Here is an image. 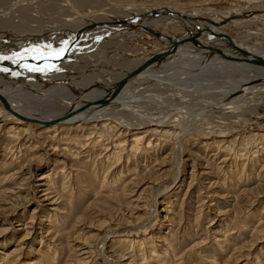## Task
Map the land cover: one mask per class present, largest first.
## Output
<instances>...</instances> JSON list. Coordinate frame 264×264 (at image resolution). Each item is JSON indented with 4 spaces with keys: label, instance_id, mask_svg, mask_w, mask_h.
Listing matches in <instances>:
<instances>
[{
    "label": "rangeland",
    "instance_id": "rangeland-1",
    "mask_svg": "<svg viewBox=\"0 0 264 264\" xmlns=\"http://www.w3.org/2000/svg\"><path fill=\"white\" fill-rule=\"evenodd\" d=\"M159 8L199 10L217 23L207 25L214 33L264 48V0H0V56L28 50L19 61L27 63L39 55L32 49L58 52L89 29L67 50L69 60L30 66L52 69L35 71L42 77L70 73L108 82L144 65L147 54L166 44L164 36L196 32L163 17L122 33L96 28ZM218 47L225 49L222 41ZM11 66L0 70V84L35 74ZM204 66L186 60L157 90L143 89L132 106L114 107L112 119L78 131L1 122L0 264H149L150 245L160 264H264V87L242 93L253 97L250 103L231 104L237 94L225 73L250 77ZM33 78L17 80L25 97L50 86ZM31 96L68 111L57 94L38 102ZM152 120L171 135L153 134ZM136 135L145 138L134 152ZM136 239L145 243L130 248L128 240Z\"/></svg>",
    "mask_w": 264,
    "mask_h": 264
},
{
    "label": "bare ground",
    "instance_id": "bare-ground-1",
    "mask_svg": "<svg viewBox=\"0 0 264 264\" xmlns=\"http://www.w3.org/2000/svg\"><path fill=\"white\" fill-rule=\"evenodd\" d=\"M32 2V1H31ZM26 4V3H25ZM132 9V8H131ZM134 10V9H133ZM136 10V9H135ZM151 12V14H150ZM150 12L145 13V15L142 16H138V17H133L132 19L128 20V21H124L122 23H117L116 25H113L111 23H101V25L97 26L96 28H105L106 31L110 32V30H114L116 31V33H122V31H129L131 30V26H140L143 22H145V20H149V19H154V18H159L163 17L166 19H170L172 21H178L180 22L184 27L186 26H191L192 28H200L199 32V36L202 37H207L208 39H218V41H220L218 44L221 45V41L224 44V50L226 52L230 51L231 53H233V56H229L227 57H223L222 55L219 54H213L211 55V58L209 59L210 64L214 65L215 67H217L216 69L218 70L219 67H223L224 70H230V71H235L239 72L240 74H243L244 76H249L250 78L248 79H236V77H232L233 75L225 73L227 75V77L229 76L231 79V83L234 91H238V89L243 88L245 91L244 93H249L251 92L250 90L254 89H258V88H262L264 87V83H252L249 84L252 81L258 80V78L264 79V67L261 66L259 63L254 62L249 56H247L245 53H237L234 49L233 46L231 44L230 40H227L226 38L215 34L209 27L210 25L212 26H216V24L212 23L211 20H207V19H202L201 16L202 15L199 10H194L192 12H190L189 14L185 11L179 10V9H172V8H159V9H154ZM189 12V11H188ZM234 14V13H233ZM4 15V14H3ZM231 15V14H230ZM5 16V15H4ZM212 16V15H211ZM229 17V16H228ZM254 17V16H253ZM256 17V16H255ZM254 17V19H255ZM235 18V17H234ZM244 18V17H243ZM5 19V18H4ZM164 19V20H166ZM236 19V18H235ZM232 20V19H231ZM240 20V19H239ZM239 20H237L239 22ZM155 21V20H154ZM230 21V18H229ZM220 21H218L219 23ZM231 22V21H230ZM235 22V21H234ZM243 23V22H242ZM209 24V25H208ZM209 27H208V26ZM219 25V24H218ZM224 25V24H223ZM222 25V26H223ZM221 26V27H222ZM217 28V27H216ZM208 29V30H207ZM205 30V32H204ZM214 30V29H213ZM218 31V30H217ZM204 32V33H202ZM216 32V31H215ZM89 29H87V31H81L79 33H76L72 40L70 41V43H68L63 49L64 52L60 55L59 58H54V59H40L37 61L33 60L31 61V59L27 62V63H21V62H16V61H12V60H0V62H2L0 64V66L3 64V66L7 67L10 65H13L11 67H26L28 68L30 65L32 64H42L44 63V61L47 63H50L53 66H57L59 63L63 62L64 60H69V53L67 52V50L69 48H71L73 46V44L75 43V40H78L80 38V36H85L87 34H89ZM150 33V32H149ZM189 33H192L191 31H189ZM107 34V33H106ZM151 34V33H150ZM156 35V34H154ZM250 37V36H249ZM166 41V44H168L170 41L167 39H164ZM239 40V39H238ZM237 40V41H238ZM73 41V43H72ZM236 41V42H237ZM215 41H213L214 43ZM235 42V43H236ZM217 43V42H216ZM211 44V43H210ZM215 44V43H214ZM246 44V43H245ZM243 44H237L239 46H245L247 48H249L250 50H252L253 52L259 53L262 56H264V48H260V47H256V46H250V45H245ZM192 44L191 43H184L181 44L177 47H175L174 49L170 50L169 53H167L166 55H164L163 57H161L159 60L155 61L154 66H152V69L150 68L149 70H145L144 72H141L139 75L132 77L133 79L129 82V84H127V88H132L133 90L135 89H139L143 83V81L146 79V77L150 76V75H155V74H160V76H157L156 80H154V82H151V84H149L148 88H145V90H150V87H154L156 85V83H160L161 81L165 80L166 78L164 77H168V73L170 74L169 71H175L176 68H181V66L183 65V62H185L186 60L190 61L196 58V60H200L203 61L204 63H207L206 61H204V57H206V53L208 52L206 49L203 48H198V47H190ZM218 45V46H219ZM58 47V46H57ZM190 47V48H188ZM54 49H56L55 47H53ZM46 49V48H45ZM43 49V50H45ZM49 50V48H48ZM50 52V51H48ZM59 52V51H58ZM46 54V53H45ZM248 59V61L244 60V59ZM147 60V59H146ZM56 61V62H54ZM195 62V61H194ZM198 62V61H197ZM209 63V62H208ZM185 64V63H184ZM181 65V66H180ZM199 65V64H198ZM209 65V64H208ZM0 67L2 70L4 67ZM35 66V65H34ZM143 66V65H142ZM31 67V66H30ZM197 67V65H196ZM17 68V69H18ZM19 68V69H20ZM25 68V69H26ZM141 68V65H137L136 68L133 69V67L131 68H127L128 70H138ZM194 68V67H193ZM10 71L12 70V68H9ZM24 69V70H25ZM186 68H184L185 70ZM205 69V68H204ZM212 69V68H211ZM215 69V70H216ZM221 69V68H220ZM6 70V68H5ZM3 69L2 72L5 71ZM15 70V68L13 69ZM181 70V69H180ZM191 70V69H190ZM190 70H185L186 72H189ZM247 70H252L253 74H247L246 71ZM9 71V72H10ZM19 71V70H18ZM17 71V72H18ZM125 71V70H124ZM194 71V70H193ZM203 71V70H202ZM213 71V70H212ZM0 72V73H2ZM24 72V71H23ZM47 72V71H46ZM57 72V71H56ZM184 72V71H183ZM184 72V73H186ZM206 72V71H205ZM223 72V69H222ZM12 73V72H11ZM25 73V72H24ZM35 74L33 75H27V76H21L18 77L17 79H15V81H13L14 83L9 84L8 82H6V79L4 80V83L0 84V92L6 94L8 97H11L12 102H9L7 100H5L4 98L0 97V123L1 122H13V123H17L19 126L20 125H31L30 122L28 120H26V118H24L22 116L21 111L23 112H27L31 115H33L34 117H36L37 119L41 120V121H49L51 119H53L56 116L61 115L64 112H67L66 110L63 112L55 108H46L43 107L42 105H40L39 103H34L32 102V100L30 98H28V96H31L30 94L27 95V97H25L26 93H22L21 89L19 88L18 82L17 80H21L22 78L26 77V79H30L31 77H35V79H40V78H44V84H48L50 86L47 87V90H45L46 93H39L40 95H38L37 97H33V95L31 96L33 99H35L37 102L38 100L40 101V99L43 98V96H49L53 94H57L59 96H61V100L63 105L66 106L67 110L69 111L68 107H72L73 104L77 103V99L78 101L83 102V100H88L89 98L97 95L98 92H100V90H96V89H91V90H85V88L90 87L91 85L97 84V83H106V84H112L115 83L116 81L119 80V78L122 76V74L120 73L119 76L117 75V77L112 78L110 81L105 82L102 81L100 79H94V78H86V77H76V76H72L70 73L66 74H58V75H53V77H49L46 76L48 74H46L44 77H42V73L41 75H38V73L34 72ZM123 73V72H122ZM145 73V74H144ZM163 73V74H162ZM190 73V72H189ZM197 73V72H196ZM195 73V74H196ZM230 73V72H229ZM10 74V73H9ZM125 74V73H124ZM207 74V73H206ZM11 75V74H10ZM89 75V74H88ZM221 75V74H220ZM225 75V76H226ZM242 75V76H243ZM15 76V75H14ZM19 76V75H18ZM84 76V75H83ZM86 76V75H85ZM241 76V77H242ZM243 76V77H244ZM17 77V76H15ZM210 77V76H209ZM228 77V78H229ZM246 78V77H244ZM35 79L33 78L32 80L35 81ZM51 80V81H50ZM2 81V80H1ZM8 81V80H7ZM236 81V82H235ZM37 83H40V81H35ZM162 83V82H161ZM28 84V83H27ZM209 84V83H208ZM31 85V84H30ZM29 86V85H28ZM33 85H31L32 87ZM223 86V85H222ZM222 86L220 88H222ZM244 86V87H243ZM254 86V87H253ZM30 87V86H29ZM30 87V88H31ZM37 87V86H36ZM152 87V88H153ZM252 87V88H251ZM38 88V87H37ZM155 88V87H154ZM218 88V87H217ZM251 88V89H249ZM45 89V88H42ZM156 89V88H155ZM160 89V88H159ZM115 90V87L112 89V91ZM157 90V89H156ZM33 92L36 90H32ZM144 90H141V92ZM140 91L138 92L140 94V96L136 95L137 93H129L126 96H122L120 98H117V100H115V102L108 107H104V108H99L98 110H94L92 111H83V112H78L72 116H69V118H67L64 121L61 122H54L53 124H44V125H40L39 127L42 130H45V133L55 131L57 133V129L59 127H66V128H72L74 130L78 129H82L85 127H89V125H91L92 123H96L98 121H107L109 119H112L113 114L116 113V110L114 109V107H118V108H126L128 106H132V104L134 103L135 100H137L139 97H141L142 93ZM149 92V91H148ZM234 92V93H235ZM255 92V91H253ZM29 93V92H27ZM37 93V92H36ZM79 93V94H78ZM146 93V92H143ZM260 93V92H259ZM210 94V93H209ZM238 95V96H237ZM235 95V99L233 100V102L231 104H233L234 102H236L235 100H246V102H249L251 100H254L253 97H249L248 99H246L245 95H243L242 93ZM256 96V95H255ZM254 96V97H255ZM258 96V95H257ZM44 97V98H45ZM259 97V96H258ZM59 99V98H58ZM233 99V98H232ZM205 100V99H204ZM219 100V99H218ZM223 101V99H221ZM231 100V99H230ZM141 101V100H140ZM67 102V103H66ZM43 103V102H42ZM230 103V101H229ZM247 103V104H249ZM238 104V103H237ZM54 105V104H53ZM230 105V104H229ZM239 105V104H238ZM50 106V105H49ZM68 106V107H67ZM249 106V105H248ZM55 107V106H54ZM226 109L229 107H225ZM224 108V109H225ZM232 108V107H231ZM64 109V108H63ZM220 109V108H219ZM235 109V108H234ZM253 109V108H252ZM21 110V111H20ZM111 115V117H110ZM166 118V117H165ZM164 118V119H165ZM157 121V120H156ZM103 126H107V124L105 122H102ZM149 124H151L150 126H153L154 128L152 130H150L153 134H157V133H162V135L165 136H170L171 132L170 130H167L168 126H166L165 124H162L163 122H161V124H157L156 122L152 121H148ZM136 124V123H135ZM186 124V123H185ZM97 126V125H95ZM110 127V126H108ZM143 125H140L139 128H142ZM20 127H18L17 129H19ZM95 128V127H94ZM14 129V128H12ZM90 130V129H89ZM12 131V130H10ZM17 131V130H16ZM25 131V130H23ZM91 132H93L94 130H90ZM27 132V131H26ZM173 133V132H172ZM146 134V133H145ZM159 134V135H160ZM138 135L135 136V142L132 146L131 151H137V148L139 146V144L142 142V140L145 138H141V137H137ZM164 136V138H165ZM181 139V137H180ZM179 142V140H178ZM150 148V147H149ZM139 150V149H138ZM113 155V156H112ZM115 154H111L109 155V157L113 158ZM49 193V192H47ZM148 226V225H147ZM146 226V227H147ZM144 229V228H143ZM128 245L131 248L132 246L134 247L135 245H138V247H142V244L145 243L142 242L141 240H128ZM125 243V242H124ZM147 244V243H146ZM154 247L152 245L149 246V250H150V254L151 257H149L148 255L144 256V260L149 259L148 263L151 264V262H154L153 264H160L159 262H161L160 260L157 261L155 260V256H156V250L153 249ZM103 249V248H101ZM100 249V250H101ZM99 250V251H100ZM136 250V249H135ZM140 250H142L140 248ZM102 251V250H101ZM104 253V252H103ZM137 253V252H136ZM147 254V253H146ZM101 255V254H100ZM103 255V254H102ZM124 257H127L126 255H124ZM148 257V258H146ZM159 257V256H158ZM130 258V257H129ZM176 258V257H175ZM5 259H7V257L5 256ZM163 260V259H162ZM51 262H49L48 264H50ZM144 263V262H143ZM142 263V264H143Z\"/></svg>",
    "mask_w": 264,
    "mask_h": 264
},
{
    "label": "water",
    "instance_id": "water-1",
    "mask_svg": "<svg viewBox=\"0 0 264 264\" xmlns=\"http://www.w3.org/2000/svg\"><path fill=\"white\" fill-rule=\"evenodd\" d=\"M150 14H151V12H150ZM199 30H200V28H197L196 32H194L193 34H183V36H176V37H174L173 35L164 36V37H166V39H168L170 36H173V37H171L172 39L168 44L164 43V46L162 48H160L159 50H156L155 52H151V53L147 54L148 59L145 61L144 65L141 66L140 69L126 71V73L124 75H122L119 78V80L116 81L115 83H112V84L97 83V84L91 85L88 88H85V90L96 89V90H100V92H98L97 95L89 98L88 100H83V102H81V103L77 99V103L73 104L72 107L69 108V111L62 113L61 115L56 116L49 121H46V122L41 121V120L37 119L36 117H34L33 115L20 110L22 113V116L24 118H26V120H28L30 122V124L40 126V125H44V124H53L54 122L64 121L67 118H69V116H72L78 112H83V111H92L93 112L94 110H98L99 108L111 106L115 102V100H117V98H120L122 96H126L129 93H138L139 91L145 89L147 87V85L150 84L152 81H154L157 78V76H160L161 73L155 74V75H150V76L146 77V79L143 81L141 87L138 90L137 89L133 90L132 88H127L126 86L133 79L132 77L139 75L141 72H144L145 70H149L150 68L152 69V66H154L156 60H159L161 57H163L164 55L169 53L170 50H172L175 47H177L181 44H184V43H191L192 42L193 45L199 46V47L206 49L208 51L206 53V57H204V61L207 62V63H205V66H207L210 63L209 59L211 58V55H213L214 53L222 55L223 57H227V58L229 56H233V53H231L230 51L226 52L223 48L218 47L214 44L211 45L207 41H204L203 39H201L199 36L200 33H198ZM149 31L152 34H156L157 36L160 34L159 32H157L155 30L153 31L150 29ZM215 34H218V35L226 38L227 40L229 39L231 41L233 49L237 53H242V54L245 53L254 62L259 63L261 66L264 67V56H262L259 53L253 52L252 50H250L249 48H247L245 46L237 45L233 41V37L230 33H228V32H217L216 33L215 32ZM145 57L146 56H143L142 58H145ZM258 82L264 83V79L258 78V80L252 81L249 84L258 83ZM114 87H115V90L112 91V89ZM244 91L245 90L243 88H241V89H238V91H236L233 94L244 93ZM0 97L4 98L5 100H7L9 102H12V100H11L12 98L8 97L4 93L0 92ZM230 97H232V94H230L227 99H229ZM225 104H226V100H224V102L220 103V105L222 107L225 106Z\"/></svg>",
    "mask_w": 264,
    "mask_h": 264
},
{
    "label": "snow or ice",
    "instance_id": "snow-or-ice-1",
    "mask_svg": "<svg viewBox=\"0 0 264 264\" xmlns=\"http://www.w3.org/2000/svg\"><path fill=\"white\" fill-rule=\"evenodd\" d=\"M32 52L33 53H39V55H33V59H48V58H59L61 53L64 52V49H60L59 52H55V51H51V52H48V49H45L43 52L39 49H32ZM45 52H48L47 55H45L44 53ZM28 54V50H25L23 53H19V54H14L13 56L11 57H3V56H0V60H14V61H21L24 59V57ZM28 71L30 72H35V71H49V70H52L51 68H45V69H40V68H37L35 66L33 67H28L27 68Z\"/></svg>",
    "mask_w": 264,
    "mask_h": 264
}]
</instances>
